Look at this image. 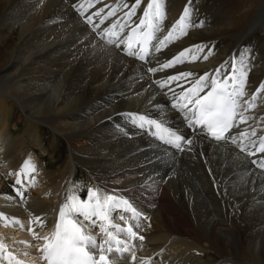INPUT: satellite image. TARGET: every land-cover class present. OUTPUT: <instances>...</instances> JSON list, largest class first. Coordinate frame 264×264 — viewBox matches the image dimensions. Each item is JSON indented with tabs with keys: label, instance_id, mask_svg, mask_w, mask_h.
<instances>
[{
	"label": "bare ground",
	"instance_id": "6f19581e",
	"mask_svg": "<svg viewBox=\"0 0 264 264\" xmlns=\"http://www.w3.org/2000/svg\"><path fill=\"white\" fill-rule=\"evenodd\" d=\"M148 2L141 0L128 17L135 0H91V7L88 0H0V212L24 225L0 220V241L24 264H44L36 250L42 241L28 229L49 234L67 196L86 199L89 188L124 197L142 213L135 221L130 212L112 214L121 226L120 215L140 225L144 239L129 240L136 264H264V153L257 151L264 140V91H257L264 84V0H164L165 18L155 21V38L140 60L120 41L139 25ZM185 7L191 26L181 35L173 26ZM169 31L178 38L162 47ZM195 45L203 51L161 69ZM241 59L248 75L245 95L237 98L238 120L217 141L189 124L188 109L173 105L186 103L181 93L205 73L209 80L198 95H206L211 78L222 81L231 71L215 69ZM138 115L156 120L161 130L141 127ZM170 131L192 144L181 141L183 151L168 144ZM29 158L36 171L17 185ZM90 230L100 235L99 227ZM0 262L9 264L6 252Z\"/></svg>",
	"mask_w": 264,
	"mask_h": 264
},
{
	"label": "snow or ice",
	"instance_id": "6c2138e0",
	"mask_svg": "<svg viewBox=\"0 0 264 264\" xmlns=\"http://www.w3.org/2000/svg\"><path fill=\"white\" fill-rule=\"evenodd\" d=\"M88 6L91 7V0H88ZM124 7H129L127 4ZM141 6V0H135V3L130 6L129 11L125 13L126 16L131 17L135 15V11ZM83 7V5H81ZM165 4L164 0H149L147 7L143 11V18L139 20V26H146L148 31L138 33L137 29H133V35L128 36L127 40H121L120 44L127 43L128 54L133 56H139L140 60L145 59V53L148 52V43L154 39V32L158 30V24L156 20H163L165 18ZM99 12L94 15L99 16ZM115 9L108 13L109 16L115 14ZM190 7H185L183 14L177 20L173 26L174 29H178L181 35L187 34V28L191 25L186 23L190 17ZM87 23H92V16L87 17ZM103 23V19L101 20ZM202 27V24L195 25ZM116 25H113L115 28ZM113 36L117 33L113 32ZM136 35L140 36V43L142 44L139 52L133 51L134 44L132 43ZM174 37L173 31H169L168 35L160 40V45L166 46L167 42H170ZM113 43L112 40L108 41ZM119 46V45H117ZM160 49L157 48V51ZM203 51V47L195 45L192 48L184 49L172 60L162 64L161 69L171 68L175 64L184 63L186 54ZM198 57L192 55L191 59L196 60ZM205 60L207 56L203 57ZM237 63L240 67L237 68ZM225 68H229L231 71L225 73L222 79L217 80L211 78V90L206 95L200 96L198 93L202 91L205 86V82L209 80L207 73L200 76L195 81V86L192 89L182 92L180 99L186 101V103L174 104L173 107H179L181 109H188L195 116V124L205 125L208 132L217 141L225 139V133L233 127V120L236 116V109L239 107L238 97L245 95V83L248 75L247 66L244 64L243 59L239 62L236 60L225 61L217 69L216 73H221ZM158 69L149 68V72H156ZM238 73V75H237ZM192 73H179L176 76L168 77V80L161 83L160 86L164 87L165 83L173 80H179L182 77L191 76ZM231 82V83H230ZM159 83V82H158ZM229 88L232 90L229 91ZM257 91H264V84H261ZM252 99L255 100L256 96L253 94ZM245 103H248L245 101ZM189 105H193L189 108ZM250 107L253 105H249ZM141 122V127L145 123L149 125H155L158 130H161V124L156 120L148 119L143 115L136 116ZM243 116L241 120L243 121ZM192 124V121H189ZM168 132L167 129H162ZM253 134H255L253 132ZM170 137L167 139L168 144H174V146L183 151L181 148V141H184L186 145L192 144V140H186L184 136L177 135L175 133H169ZM248 133L241 132L240 136L245 137ZM164 139L163 136L160 137ZM232 143H236L235 137L232 138ZM258 152L264 153V140H261L260 146L257 148ZM254 155L255 153H248ZM252 163H257L252 161ZM259 167L264 168V160L259 162ZM36 165L32 162L31 158L27 159L22 166L21 172L17 173L16 184L21 185L22 181L20 176L26 172H35ZM11 174V173H10ZM34 182V181H33ZM16 194L21 198L24 197V192L20 188L16 189ZM117 210L131 213V220H139L142 216L136 207L124 197L115 195H101L99 190L87 189V198L80 199L75 195H68L66 202L59 208L58 219L55 223L54 229L47 235H39L34 229L28 230L33 233L35 240L42 241L41 244L36 245V250L41 253V260L44 264H116V260H128L131 258L133 264H136L137 257L135 252L132 251V245L129 244V240H143L144 237L138 234L139 224L133 226L126 220L124 215H120L119 219L124 221L126 226H121L118 223H114L113 213ZM82 217V219H81ZM0 220L5 222V226L10 224H19L21 227L24 225L16 218H9L4 213L0 212ZM34 222L39 223L41 227L46 226L45 222L40 217H35ZM99 227L100 235H94L90 229ZM135 228V230H134ZM112 229V230H110ZM114 230V231H113ZM121 235L127 237V239H121ZM23 244L32 246L28 241H21ZM8 246L0 241V259H3V254L7 253L9 264H24L23 261L16 258L12 252L7 251ZM29 255V253H24ZM140 264H147L146 261H140Z\"/></svg>",
	"mask_w": 264,
	"mask_h": 264
},
{
	"label": "rangeland",
	"instance_id": "374dc122",
	"mask_svg": "<svg viewBox=\"0 0 264 264\" xmlns=\"http://www.w3.org/2000/svg\"><path fill=\"white\" fill-rule=\"evenodd\" d=\"M257 252H258V247H257Z\"/></svg>",
	"mask_w": 264,
	"mask_h": 264
}]
</instances>
